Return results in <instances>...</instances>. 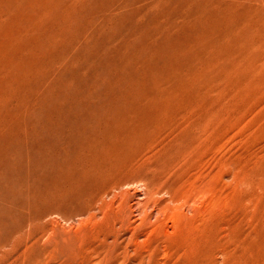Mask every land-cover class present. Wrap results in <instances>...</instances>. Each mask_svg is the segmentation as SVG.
Listing matches in <instances>:
<instances>
[{
  "label": "rangeland",
  "instance_id": "1",
  "mask_svg": "<svg viewBox=\"0 0 264 264\" xmlns=\"http://www.w3.org/2000/svg\"><path fill=\"white\" fill-rule=\"evenodd\" d=\"M44 1L0 0V22L2 23H0V95L4 94L5 99L7 94L8 98H6L13 100L11 103L7 99L4 101L3 97L0 98V100L3 99L2 102L0 101V115L3 116H0V119L3 120L0 122V128L4 126V119L7 117V120L11 119L5 120L7 123L10 122V125L5 123L4 131H2L3 128L0 130V135H3L0 136V139L6 140L13 135V132H18L17 126H19L20 133L15 135L19 138L18 135L21 134L22 130H25V127L21 124L18 125L20 118L16 114H20V110H22V115L30 116L31 108L39 109L37 105L51 101V98H46L47 96L56 95L58 99H54L55 96H53L52 100L55 101L52 102H55L54 105L57 103V107L61 105L63 99L73 105L70 101L76 102L78 99L80 102L83 98L81 96L95 89L98 90V96L102 102L105 98L107 84H114L112 73L108 70L113 67L112 60L114 63L117 59L119 60L117 62L121 66L123 64V68L125 67L119 74L123 78L125 77L127 83L134 82L139 76H142L145 68L155 76L162 72L161 74H164L165 77V82L162 83L168 85L166 95H171V93L175 95L174 90L176 92V90L182 89L184 84V88H190L188 91L191 90L187 93L192 92L191 96L199 97V101L203 98L209 103L208 106L205 105L206 108L211 109L209 112L218 113L217 118L212 121V125L208 124L209 129L206 127L205 131H202L205 132L204 135L200 132L197 138L195 140L192 138L193 140L190 142H188L191 139L190 136L188 137L189 140H179L180 144L176 142L177 147L173 148L174 153L169 150L168 144L165 142V140L169 142L168 138H170L166 130L159 131L162 134L156 135L155 133L149 137L145 136L142 139L144 142L141 141L142 143L138 144L137 142L132 147L135 154L134 159L131 160L133 170L130 168L131 171L123 174L124 178L129 179V181L119 186L121 188L118 187V190L116 188L111 193L106 194L107 196L104 195V199L103 196L101 199H93L94 203L91 204L94 205L90 206L92 208H86L81 203L79 205L58 203L60 206L56 207L58 208L56 212L44 219L48 225V234L41 239L38 245V248H42L51 244L52 246H60L62 250L66 251L65 255L59 256L55 261L51 260L50 264H264V79L263 83L262 80L260 81L261 84L260 82L258 85L256 83L258 87L254 85L253 88L251 86L255 84L253 79L264 78L263 75L259 74L260 71L264 74V61L262 65H260L261 61L258 62L259 64L257 63L260 67L255 66V64L253 65L255 67L252 66L253 69L259 70L256 71L257 73H255L256 69L252 73L251 67L247 68L242 71L240 76L234 78L235 82L238 78L241 80L238 79L239 81L237 80L235 85H230L228 81L233 78L229 77L230 79H228L230 73L228 65L226 66L225 62L219 61L217 57L207 52L204 43L207 40L198 44L192 43L195 38L197 41L203 37L207 38L202 30L199 31L200 27H192L190 31L184 33H181L182 30H176L167 34V29L165 32H159L165 25L168 26L173 23L177 26L181 25L176 14H173L175 7L184 5L181 0H178L176 5L173 4L170 7V12L163 17L157 16V8L152 6L154 0H134L135 2L130 0L129 3V0H52L53 4L51 1L50 3L47 2L48 0ZM125 1L126 5L124 6ZM200 1L205 2V0ZM128 5L130 6L126 7ZM116 6L121 7L120 11ZM40 10H44V12H39ZM112 10L117 11L121 18L124 15L127 16L124 18L126 21L123 20L126 25L119 24V27L118 22H115V25L108 22H111L114 15H117ZM45 12L46 14L43 15ZM120 13L121 15H119ZM123 13L125 14L123 15ZM144 17L145 21L142 20ZM106 18L109 20L107 21ZM137 19L142 22H138ZM128 22H132L130 26ZM106 24L108 31L104 29ZM137 26L139 27L137 28ZM131 27L133 29H130ZM111 28L114 30L112 31ZM118 31L119 33H117ZM126 31L132 37H128ZM123 32L126 35L122 34ZM163 34L166 37L174 36L173 40L175 39L179 43L184 41L182 49L174 48L172 50L173 55L167 54L168 59L176 62L175 57L179 55L178 53L180 51L184 53V57L178 59V61L184 60L180 62L184 65L179 70L177 67L167 68L166 60H157L156 62L155 59L154 62V59H147L150 56L147 45L151 41L160 40L161 42L164 40ZM35 35L39 37H35ZM114 35L119 36L115 37L117 40L112 39ZM126 36L127 39H125ZM130 39L132 40L130 41ZM124 40L129 42V45ZM96 45L97 48H95ZM108 45L111 46L112 50ZM123 46H126L127 52ZM103 47L105 48L103 49ZM98 48L104 52L107 49L108 52L98 51ZM63 50L66 53H63ZM11 51L13 54H10ZM16 51H19V54H16ZM115 51L117 55L122 52L124 54L116 56ZM100 52L101 55L108 57L102 56V62L100 61ZM109 52H111V56L113 55L111 58ZM31 59L36 61L32 62ZM128 59L131 63L128 62ZM106 60L111 63L107 64ZM209 62H211V66L208 65ZM9 63L13 72L12 70L8 72V69H11ZM17 63L22 64L19 66ZM100 63L106 64L103 66ZM28 64L32 66L29 65L28 67ZM147 64L155 65L153 68L155 70H151ZM203 65L204 67H201ZM30 67L31 69L34 68L35 75L29 72L31 71V69L28 70ZM260 68L262 69L260 70ZM20 69L24 72L28 70V74L31 75L27 76L29 82L27 78L25 79L27 73H23ZM197 71L202 78L199 81L198 75L196 78L194 77L195 74H198ZM244 72L247 75L251 72V79L247 80L250 76ZM101 73L102 75H100ZM258 74L261 77L258 78ZM16 76H23L24 79L21 80V77L18 79ZM187 77L189 81L186 83ZM2 78L4 79L2 80ZM243 78L245 79L244 82L242 81ZM183 79L186 84L183 83ZM17 81L18 83L22 82V86H20L24 87L21 89L22 91L19 86L15 85ZM11 82L16 83L11 84ZM192 82H195L193 88L190 86V84L193 86ZM240 82L244 85L250 84L249 87H252V92L247 86L241 85L239 87ZM188 83L190 84L188 85ZM59 84L60 86H58ZM171 84L173 87L170 86ZM56 86L58 87L56 88ZM6 87L9 90L18 87L20 92L27 93V96L29 93V96L28 98L24 97L25 95L19 93L17 89L14 90L17 91L18 95H15L13 89L14 93L12 91L9 93V90H4ZM243 88H247L245 90L250 91V93L246 91L245 95L242 91ZM255 88L256 90H254ZM70 90L73 91L71 93L78 92L74 93L77 99L73 100V95L69 96ZM116 90L118 92V89ZM20 94L23 95V100L22 96L19 97ZM12 96L13 99H11ZM24 98L26 99L24 100ZM242 98L246 99L242 100ZM66 100H63L64 104L67 103ZM212 100L214 101L212 102ZM3 102L5 105L2 109L1 103ZM22 102L27 105L24 104V107ZM58 102L60 103L58 104ZM62 105L60 107L68 106L67 108L74 109L77 104L73 107L69 104L67 106ZM195 108V111H201V107ZM6 109L13 111V113ZM8 112L13 119L17 118L15 120L18 122L15 123ZM154 136L158 138L153 139ZM161 136L164 141L159 138ZM198 137L200 138L198 139ZM158 139L166 145L163 144V146L159 141H156ZM179 147L185 150H181ZM138 148L139 150H137ZM166 148H168V152L164 150ZM133 149H131L132 152ZM167 153L168 155L171 153V155L168 156ZM100 200L102 201L100 202ZM0 239V242H4L3 235ZM9 249L10 246L4 250ZM14 259L15 256L4 263L10 264Z\"/></svg>",
  "mask_w": 264,
  "mask_h": 264
},
{
  "label": "bare ground",
  "instance_id": "2",
  "mask_svg": "<svg viewBox=\"0 0 264 264\" xmlns=\"http://www.w3.org/2000/svg\"><path fill=\"white\" fill-rule=\"evenodd\" d=\"M42 1H44V0H42ZM45 1H47V0H45ZM50 1H51V4H53L52 0H48L47 2L50 3ZM177 1L178 0H154V2L152 3V6L157 8L156 9V11L158 12L157 16L163 17L164 15H166L170 12V7L173 4L176 5ZM22 2H24V1H22ZM27 2H30V1H27ZM56 2H58V1H56ZM129 2H130V0L128 1V3ZM181 2L184 3V5L183 6L177 5L178 7H175L176 8L175 13H173V14H176L178 21H181V25L177 26L174 23L171 25L167 24L168 26L165 25V27H163V28L161 27L162 29L159 32H165V30L167 29L166 30L167 34H169L172 31H176V30H182L183 32H181V31L180 32L184 33V32L190 31V29L192 27H200L199 31L202 30L203 34L206 35L207 38L203 37L202 39H199V41H197L195 38L192 41V43L198 44V43H201V41L203 42V41L207 40L206 42H204L205 48L207 49V52H209L210 54L217 57V59L219 61L225 62L226 66L228 65L227 67L230 70V73L228 74V79H230L229 77L233 78L230 81H228L230 85H235L237 83V80L240 78H238L236 80V82L234 81V78H235V76H240L242 71L251 67V69H252L251 72L253 73V71L256 69V68H254V69L252 68V66L254 64L257 67H260V65H262V62L264 61V0H205V2H201L200 0H181ZM40 5H41V2H40ZM45 5H47V4H45ZM123 5L124 6L126 5V1H125V4H123ZM11 6H12V4H11ZM124 6H122V8H124ZM129 6L130 5H128L126 7H129ZM1 7H3V6H1ZM46 7H45V9H46ZM126 7H125V9L127 10ZM109 9H111V8H109ZM114 9H115V7H114ZM117 9L119 10V9H121V7H117ZM41 10L39 12H44V10L43 11H41ZM107 10H108V8H107ZM122 10L124 11V9H122ZM112 11H114V10H112ZM144 11H146V10H144ZM12 12H13V10H12ZM114 12H116L115 14H117V11H114ZM121 13L119 15H121ZM7 14H9V13H7ZM45 14H46V12L43 13V15H45ZM124 14L125 13H123V15ZM142 14H145V13H142ZM173 14H172V16H173ZM65 15H67V14H65ZM103 15H105V14H103ZM109 15H110V13H109ZM63 16H64V14H63ZM3 17H5V16H3ZM100 17L102 18V16H100ZM125 17H127V16L124 15L121 18L117 14V15H114V17L112 19L110 18L111 22L108 21L109 19L107 20V18H106V20L110 24L115 25V22H118L117 25H119V24H121V25L125 24L126 25V22L123 23V20L126 21V19H124ZM150 17H151V15H150ZM150 17L148 16V18H150ZM63 19L65 20V18H63ZM138 19H140V18H138ZM138 19H137V21H138ZM144 19H145V17L142 20L145 21ZM153 19H154V17H153ZM166 19H167V17H166ZM60 20L62 21L61 18H60ZM60 20L58 21L59 23H60ZM159 20H161V19H159ZM102 21H105V20H102ZM139 21L142 22L141 20H139ZM108 22H107V24H108ZM131 23L132 22H130V23L128 22L129 26ZM107 24L104 26V29L108 28L109 24L108 25ZM141 24H143V23H141ZM132 25L134 26V24H132ZM138 25H140V24H138ZM109 27H111V26H109ZM119 27H120V25H119ZM123 27H124V25H123ZM123 27H121V28H123ZM132 27L130 29H133ZM138 27L139 26H137V28ZM111 29H112V31L114 30L113 28H111ZM115 29L117 30V28H115ZM119 30L121 31V29H119ZM107 31H108V29H107ZM127 31H128V29H127ZM127 31H126V33H127L128 37L131 36V35H129V33ZM115 32H114V34H116ZM129 32L131 33V31H129ZM117 33H119V31ZM122 34H125V33L123 32ZM131 34L134 35V33H131ZM157 35H158V33H157ZM119 36H120V34H119ZM119 36L114 35V37L112 39H115V37H119ZM162 36H161V38H162ZM35 37H39V36L35 35ZM122 37H123V35H122ZM173 37H172V35L167 36V37L165 36V39L161 40V42H160V40H157V42L151 41L147 45V50L149 51V54H150V56L147 57V59L148 60L154 59V62H155V59H156V62H157V60H166L165 63H166V65H168L166 67L169 69L171 67L172 68L177 67L179 70L181 67H183L184 64H180V62H182L184 60L178 61V59L184 57V53L182 51H180L178 53L179 55H177L175 57L176 62H173L172 59L167 58V54L173 55L172 50L174 48L182 49V46L184 45V41H182V43H179L175 39L173 40ZM125 39H127V36ZM115 40H117V39H115ZM131 40L132 39H130V41ZM142 40H141V42H142ZM208 40H209V42H208ZM27 41H29V40H27ZM109 41H111V39H109ZM107 42H108V40H107ZM124 42L126 43L127 41L124 40ZM22 43H20V44L22 45ZM25 43H26V41H25ZM128 43L129 42H127V44ZM96 44H97V42H96ZM108 44H109V42H108ZM110 44H112V43H110ZM143 44H145V43H143ZM143 44H142V46H143ZM17 45H18V43H17ZM38 46H39V44H38ZM108 46H110V45H108ZM125 47H124V49H125ZM23 48H25L24 45H23ZM28 48H30V47H28ZM95 48H97V45ZM99 48H102V47H99ZM99 48L97 49L98 51L100 50V51L104 52L103 50H101ZM104 48L105 47H103V49ZM110 49H111V46H110ZM105 50L107 51V49H105ZM19 51H16L17 52L16 54H19L18 53ZM92 51H94V50L92 49ZM108 51H109V47H108ZM111 52H113V51H111ZM111 52L108 53L110 55V58L113 56V55L111 56V54H110ZM125 52H127V50ZM128 52L130 54V51H128ZM22 53H23V51H22ZM22 53H20V55ZM56 53H58V52H56ZM63 53H66V52H64V50H63ZM115 53H116V51H115ZM122 53L124 54V52H122ZM122 53H119V55H117V53H116V56H120ZM10 54H13V52ZM10 54H7V55H10ZM16 54H14V55H16ZM27 54H28V52H27ZM58 54H60V53H58ZM99 54L101 55V52ZM96 56L97 55H95V58H97ZM102 56H105L106 58H108L107 55H101L100 58ZM123 56H125V55H123ZM128 57H130V56H128ZM16 58L18 59L17 56H16ZM16 58H15V60H16ZM192 59H193V57H192ZM201 59H203V58H201ZM20 60H22V59H20ZM34 60L35 59H33L32 62H34ZM101 60L103 61L102 58L100 59V61ZM117 60L114 63H113V60H112V63L108 62L109 60H106V62H108L107 64L111 63L113 66L111 68L109 67L110 69L108 70V72L110 71V73H112L111 76L113 78L112 80H114V84H107L108 86L106 85L107 90L105 92V98L103 99L102 102H100V99L98 96V90H95V89H93L92 91L90 90L86 95L81 96L83 98H82V101H80V102L74 96V93L77 91H75L74 93H71L73 91L70 90L71 94L68 91L69 96L73 95L72 96L73 100L77 99V101L76 102L70 101V102H72L71 104H73V105H70V103L66 99H63V100L64 101L66 100V102L69 104V106H72V107L77 104L74 109L67 108L68 104L67 103H66L67 105L64 104L65 102H63V100H62L61 105L63 104V105H66L67 107H60L61 105L59 107H57L58 106L57 103H56V105H54L55 102H52L54 99H58V98H56V95H53V96H55L53 100H52V98H53L52 95H50L51 97L47 96L46 98H51V101L47 102L45 104L43 103V104L37 105V106H39V109L33 107V108H31L30 111L28 110L30 112L29 113L30 116L22 115L23 114L22 110H20V114L19 113L16 114L20 118L18 120L19 121L18 125L21 124V125H24V127H25L24 128L22 126L25 130H22V132H24L23 134L21 132V134L18 135L19 138L17 137V135H15L16 133H20L19 126L16 127V125H17L16 124L15 127L18 129V132H13V135L11 137H9L11 135L10 134L8 136L9 137L8 139H6V137H3L6 140L0 139V236L2 237V235H3V239H4V242H0V264H5L4 262L6 260L13 258L14 256H15V259L10 264H50L51 260L55 261V259H57L59 256L65 255L66 251L62 250L60 246H52L51 244H48L46 247L38 248V245H39V242L41 241V239L48 234V225L45 222L46 220L44 221V219L56 212V210L58 209L56 207L60 206V205H58V203H63V205H72V204L79 205V203H81L86 208H89V209L92 208L90 206L94 205V204H91V203H94L93 199L94 200L95 199L97 200V198L101 199L102 196L104 199V197L107 196L106 194L111 193L116 188L118 190L119 186H121L125 182L129 181V179L124 178L123 174L127 173L128 171L133 170L131 167V164L133 162H131V160L134 159L135 154H134V149L132 147L134 145H136L137 142H138V144L144 142V141H142V139H144L145 136L149 137L151 134H155V133H156V135L162 134L163 130H166L169 133L170 138H168L169 142L166 140H165V142H166V144H168L167 147H169V150L174 153L175 151H173V148L176 146L175 145V144H177L176 142H179V140L185 141V139L189 140L188 139L189 136L191 139L188 142L192 141L193 140L192 138H194V140H195L198 136V133L200 134V132L205 131L204 129H206V127L209 126L208 124H211L212 121H214L217 118V116H218L217 112H209L211 109L209 110V108L205 107V105L208 106L209 103H207V101H204L205 99H203V98H202L203 100L201 99V101H199V97H193V95L191 96L192 92L187 93V91L190 88L189 89L184 88V84H183L182 89L176 90V92L174 90V94L176 93L175 95H173L172 93H171V95H166L165 92H168V85L162 83V82H165L164 74H161L162 72L161 73L158 72L160 74H157L155 76L154 74L152 75L151 71H148L145 68L143 70L144 74L141 72L142 76H139L134 82L127 83V80L125 79V77L123 78L119 74V72L122 69H125V67L123 68L122 66H124V65L121 63L122 64V66H121L119 64V62H117ZM213 60H212V62H214ZM10 61H12V60L10 59ZM123 61H125V60H123ZM259 61H261V64L258 66L257 63ZM12 62H10V63H12ZM15 62H17V61H15ZM25 62H26V60H25ZM120 62H122V61H120ZM128 62L131 63L129 61V59H128ZM191 62H193V61H191ZM215 62H217V61H215ZM10 63H9V65H10ZM125 63H126V61H125ZM187 63H188V61H187ZM17 64H19V63H17ZM21 64H19V66H21ZM31 64H33V63H31ZM105 64L103 63L101 65L104 66ZM145 64H146V62H145ZM192 64L194 65V63H192ZM23 65H24V62H23ZM29 65L30 64H28L27 66L29 67ZM147 65H149L151 67L150 68L151 70H155V69H153L155 65H153V64H147ZM208 65L211 66V62H209ZM214 65H215V63H214ZM30 66H32V65H30ZM255 66H253V67H255ZM16 67H17V65H16ZM16 67H14V68H16ZM201 67H204V65ZM205 67H206V65H205ZM212 67H213V64H212ZM10 68H11V65H10ZM99 68H101V67H99ZM21 69H20V71H22ZM30 69H31V67L28 70H30ZM183 69H186V68H183ZM192 69H194V68L192 67ZM261 69L262 68H260V70ZM9 70H12V68L8 69V72H10ZM17 70H14V71H17ZM28 70H26V72L22 71L23 73H27L26 77L23 75V73H21V75H23L25 77V79L27 78V81L29 79V77H27L29 75L27 72ZM33 70H34V68L31 69V71H29V72H31V74L32 73L34 74ZM207 70H209V69H207ZM190 71H192V70H190ZM256 71H259V70L256 69L255 73H257ZM12 72H13V70H12ZM105 72H107V71H105ZM188 72H187V74H188ZM246 72H244V73L246 74ZM251 72H249V73L251 74ZM197 73H198V71H197ZM6 74H5V76H6ZM15 74H16V72H15ZM201 74H202V71H201ZM250 74L249 75L246 74V75L250 76ZM259 74H261V76L262 75L264 76V74H262L261 71ZM2 75H3V72H2ZM100 75H102V73ZM196 75H198V77H200L199 76L200 73L195 74L194 75L195 78H196ZM253 75H257V74H253ZM23 76H20L21 80L24 79ZM29 76H31V75H29ZM105 76H106V73H105ZM247 76L244 75V77H246V78H247ZM261 76L259 75L257 77L259 78ZM17 77H18V79H20L19 76H16V78ZM5 78H7V77H5ZM16 78H15V80H18ZM71 78H74V77H71ZM3 79L4 78H2V80ZM30 79H31V77H30ZM184 79H183V83H185V82L187 83L189 81L188 77H187V80L185 82H184ZM201 79L202 78L200 77L198 79V81ZM248 79H251V76L249 78H247V80ZM263 79L264 78H262V77L258 80L253 79L254 81H258V82L253 81V83H255V84H253L251 86L253 88L255 86L258 87L257 86L258 83L261 80L263 83ZM102 80H103V77H102ZM244 80L245 79L243 78L242 81L244 82ZM18 81H17V83L15 82L16 84L13 82H11V84L13 83L16 86H19V88L21 90L24 87H20V86H22V84H21L22 82L18 83ZM194 81H196V80H194ZM23 83H24V81H23ZM96 83H98V82H96ZM180 83H182V82H180ZM194 83H193V86L190 83H188V85L190 84V86L193 88ZM241 83L242 82H240L239 87H241V85H243V86H247L250 89L252 88V87H249L250 84L244 85L243 83L242 84ZM247 83H249V82H247ZM256 83H257V85H256ZM17 84H20V85H17ZM260 84H261V82H260ZM75 85H77V84L75 83ZM58 86H60V84ZM58 86H56V88ZM104 86H105V82H104ZM170 86L173 87V84H171ZM12 87H14V86H12ZM181 87H182V85H181ZM203 87L205 88V86H203ZM7 88L8 87H6V89H4V88H2V89L7 91V90H9ZM9 88H10V86H9ZM12 89L13 90L17 89V91L19 93L24 94L23 92H20V90H18V87L17 88L16 87L11 88L8 92L10 93V91H12ZM116 89H118V92ZM245 89H247V88H243L242 91L246 95L247 90H245ZM209 90H210V88H209ZM252 90L253 89H251V92H252ZM254 90H256V88ZM14 91H12V92L14 93ZM17 91H15V95H18ZM60 91H62V90H60ZM190 91H188V92H190ZM199 91H198V93L200 95ZM247 92L250 93V91H247ZM13 93L11 95H13ZM58 93H63V92H58ZM222 93H220V94H222ZM3 95H0V98L3 97V99H4ZM24 95H25L24 97L28 98L29 93H28V96H27V93H25ZM20 96H22L21 98L23 100V95L20 94L19 97ZM247 96H248V94H247ZM6 97L8 98L7 94L5 95L4 101L8 100ZM14 98H16V96H14ZM21 98H19L20 101H22ZM3 99H1L0 101L2 102ZM11 99H13V96ZM25 99L26 98H24V100ZM211 99H213V98H211ZM238 99L240 100V98H238ZM243 99H246V98H242V100ZM8 101H10L12 103L13 100L12 101L8 100ZM213 101L214 100H212V102ZM59 103L60 102H58V104ZM1 104L3 105V106L1 105L2 109H3L5 103L3 102ZM22 104L27 105L25 102L24 103L22 102ZM6 105H8V104H6ZM25 105H24V107H25ZM12 107H13V105H12ZM195 107H197V108L201 107V111H197V110L195 111L194 110ZM15 109H16V107H15ZM0 111H1V109H0ZM7 111H9V110H7ZM7 111H6V113H7ZM9 112L13 113V111H9ZM9 112H8V114L10 115V117H12ZM24 112H26V111L24 110ZM15 113H16V111H15ZM0 116H2V115H0ZM13 116L15 117V115H13ZM4 118H6L5 115H4ZM7 119H8V117L6 119H4V122L7 125H10L9 124L10 122L7 123L5 121ZM15 119H17V118H15ZM15 119H13V117H12V120H14L16 123L17 120H15ZM1 120L2 119H0V122H3V120L2 121ZM9 120H11V119H9ZM9 120H7V121H9ZM5 123H4V126H5ZM12 127H11V129H12ZM2 128H0V130ZM6 128H7V126H6ZM207 128L209 129V127H207ZM2 131H4V128L2 129ZM159 131H162V132L160 133ZM167 132H166V134H167ZM5 133H6V131H5ZM203 133H205V132H202V135H204ZM5 136H7V135H5ZM155 137L158 138L157 136H154L153 139ZM166 137H168V136L166 135ZM159 138L161 139V141L163 140L162 136ZM199 138L200 137H198V139ZM160 139H158L156 141H159ZM151 141L153 142V140H151ZM159 142H157V143H159ZM154 144L156 145L155 142H154ZM154 144H152V146H154ZM160 144H162V143L160 142ZM163 144H164V142H163ZM166 144H164V145H166ZM179 144H180V142H179ZM191 145H192V142H191ZM179 146H181V145H179ZM184 146H185V144H184ZM184 146L182 145V147H184ZM135 148H137V147H135ZM131 149H133V152L131 151ZM180 149L183 150L184 148H180ZM190 149H192L191 146H190ZM137 150H139V148ZM164 150L167 151L168 148H166ZM166 151H165V153H166ZM171 153L169 155H171ZM186 153H188L187 150H186ZM167 155H168V153H167ZM173 156H175V155L173 154ZM178 156H179V152H178ZM171 159H172V157H171ZM174 161H176V160H174ZM130 168H131V170H130ZM129 175H130V173H129ZM119 188H121V187H119ZM101 201L102 200H100V202ZM3 243H7V244H3ZM8 246H10V249L4 250L6 247L8 248ZM47 259H50V260L48 261Z\"/></svg>",
  "mask_w": 264,
  "mask_h": 264
}]
</instances>
